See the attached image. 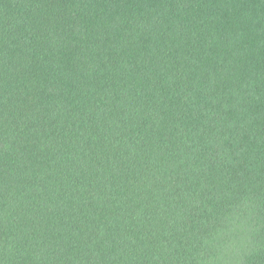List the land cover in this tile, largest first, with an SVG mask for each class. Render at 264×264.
Here are the masks:
<instances>
[{
	"label": "trees",
	"instance_id": "1",
	"mask_svg": "<svg viewBox=\"0 0 264 264\" xmlns=\"http://www.w3.org/2000/svg\"><path fill=\"white\" fill-rule=\"evenodd\" d=\"M0 264H264V0H0Z\"/></svg>",
	"mask_w": 264,
	"mask_h": 264
}]
</instances>
